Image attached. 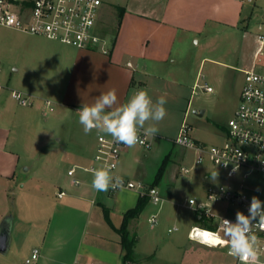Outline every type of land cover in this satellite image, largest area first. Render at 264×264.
Listing matches in <instances>:
<instances>
[{"label": "crops", "instance_id": "obj_1", "mask_svg": "<svg viewBox=\"0 0 264 264\" xmlns=\"http://www.w3.org/2000/svg\"><path fill=\"white\" fill-rule=\"evenodd\" d=\"M244 2L112 0L110 7L118 14L112 21L111 17L106 20L100 15L102 0L97 27L106 38L109 37V42L104 45L108 51L76 47L75 50H66L69 52L66 59L60 55L61 63L58 61L59 65L54 68L49 66L46 71L42 69L15 78L0 76V223L9 216L10 196L16 180H19L20 187L15 205L17 213L10 216V248L14 232L19 235L20 241H17L19 247H23V257H29L35 248L39 250L32 264L171 263L170 259L158 256L162 243L157 240L156 233L153 236L145 235L144 239L139 234L141 217L148 211L147 204L160 203L154 202L143 190L95 191L91 187L92 173L77 167L88 166L93 161L90 139L86 140L87 136L79 133L78 138H74V145H71L57 136L55 131L59 126L54 129L52 124L43 122L48 108L46 100H51V110H56L55 120L63 122L72 113L75 126L81 131L83 127L79 124L76 111L83 104H92L97 96L109 90L116 91L118 104L126 103L140 89L146 90L155 102L159 94L167 90L164 86L169 84L172 86L169 91L175 98L182 97L186 89H191L189 106L194 85L200 81V76L204 77L198 71L193 85V46L200 45L196 35L214 30L217 33L226 27L238 29L241 20L249 17L244 16ZM107 26L114 27L108 29L105 28ZM208 58L203 56L201 63ZM251 65L241 67L242 73ZM13 90L28 95L32 104H20L13 97ZM48 90L52 93H48ZM53 103L56 108H53ZM156 136L163 135L157 133ZM93 139L94 147L97 138L94 136ZM197 140L207 143L199 138ZM130 149L127 147L122 153L115 173L145 186H155L162 199L169 198L158 187L166 164L160 178L157 174L155 179L148 181L138 168L122 167L131 162L127 155L135 158L137 163L142 162L134 153L128 154ZM74 166V176L81 179L80 184H74L73 177L68 174V170ZM209 171L204 170L205 187L213 181ZM61 190L65 194L59 196ZM141 196H147L148 201L129 219L127 225L130 236L135 240L134 250L138 261L125 262V249L118 228L123 223L125 213L137 206ZM153 214L158 215V212ZM151 216L147 218L148 221ZM196 216L200 223L204 222L202 217ZM199 222L193 225L191 220L188 223L189 231L194 226H201ZM150 223L151 226L156 224ZM169 229L177 230L178 225L175 223ZM189 231L188 237L191 239ZM180 260L179 264H185Z\"/></svg>", "mask_w": 264, "mask_h": 264}, {"label": "rangeland", "instance_id": "obj_2", "mask_svg": "<svg viewBox=\"0 0 264 264\" xmlns=\"http://www.w3.org/2000/svg\"><path fill=\"white\" fill-rule=\"evenodd\" d=\"M111 1L103 0V10L100 15L106 20L107 17H111L113 21L118 14L113 7H110ZM244 1V16L248 15L249 17L241 20L238 29L226 27L217 33L214 30L215 32L207 31L196 35V38L200 39V45L193 46V62H195V64L193 63V85L195 75L199 71L200 75H204V77L200 76L199 83H207L213 90L206 91L204 88L197 87L188 106L191 89H186L182 97L175 98L169 91V87L172 86L165 85L167 90L160 93L159 97L164 96L167 101L164 105L167 115L162 121L149 122L157 127L158 133L163 136L154 137L151 148L139 145L131 147L128 154L134 153V156L140 157L142 162L140 160L137 163L134 161L135 158L127 155L131 162L128 165H122L123 168L125 166L128 168L131 166L132 169L138 168L148 181H152L166 160L164 175L158 187L169 198H164L162 202H159V205L153 202L147 204L148 211L141 217L139 234H142L144 239L145 235L153 236L156 233L157 240L162 243L158 256L170 259V264L173 262L179 264L180 259L185 264L234 263V257L228 254L226 248L209 246L188 237L190 227L188 223L191 220H193V225L199 222L193 206L189 203V198H195L198 201L208 200L203 180L204 170L210 169L216 172L217 168L209 160L200 164L195 163V150L176 144L173 140L177 136L187 106L186 119L192 125L191 133L194 138H199L208 144L223 139L224 129L240 101V91L244 81L241 67L245 64L251 65L254 51L260 44L258 34L264 33V0ZM113 27L105 28L113 29ZM108 38L107 42H109ZM75 49V46L66 43L0 25V76L15 78L24 74L31 75L42 69L46 71L49 66L54 68L61 63L60 55L66 59V54H69L66 50ZM203 56L209 58L201 63ZM260 57V63L264 64V44ZM15 67L18 68L17 71L14 70ZM49 92L52 93L48 90ZM56 107L53 103V108ZM46 111L43 122L47 125L52 124L54 129L59 126L58 131H55L57 136L71 145H74L76 141L74 138H78L79 133L87 136L85 139H90L89 146L93 149L92 156L94 157L96 146L93 147V138L94 136L97 138L96 130L85 134L79 127L76 128L72 113L67 116L65 121L61 122V120L53 118L55 109L47 108ZM201 111L202 114H200ZM182 166L190 168V172L182 173ZM134 178L136 177L134 176ZM21 184L22 182H20ZM120 191L129 192L126 189ZM18 192H20L19 180H16L10 196L9 216L17 213L15 205ZM209 204L217 215L230 212H228L229 204L227 202L210 201ZM155 212H158V222L151 226L147 218ZM175 223L178 225V229L169 231L168 228L174 227ZM199 225L211 227L205 225L204 222H199ZM18 237L17 233L12 232L13 244L6 253H0V264H25L26 258L22 256L23 247H19L20 238ZM177 244L179 247H176Z\"/></svg>", "mask_w": 264, "mask_h": 264}, {"label": "built area", "instance_id": "obj_3", "mask_svg": "<svg viewBox=\"0 0 264 264\" xmlns=\"http://www.w3.org/2000/svg\"><path fill=\"white\" fill-rule=\"evenodd\" d=\"M101 4L102 0H0V25L77 48H102L108 51L104 48L107 38L97 27ZM258 37L260 45L256 58L252 65L244 70L240 101L227 123L225 138L212 144L197 140L191 133L192 125L185 118L174 139L176 144L195 150V163L200 164L209 160L217 168L216 172L209 171L211 175L217 173V176L206 186L208 200L198 201L189 198L195 213L199 217L206 216L212 226L210 228L194 226L190 229L189 236L201 242L211 243L209 236H205V233L198 229H206L209 233L216 232L220 218L235 221L238 210L247 215L252 196L264 201V64L260 63L259 59V55H262L264 33H260ZM197 87L206 91L213 90L207 83L196 82L193 92ZM12 95L22 105L32 104V99L21 91L13 90ZM46 103L51 110V100H46ZM141 139L143 143L137 145L152 147V136H144L141 132ZM126 148L123 144L114 142L111 136L98 133L92 163L77 167L91 172L93 168L108 166L113 175L123 177V189L143 190L154 202H161L163 199L157 187L145 186L115 173ZM75 167L70 168L68 174L73 177L74 184H80L81 179L74 176ZM181 172L188 173L190 168L182 166ZM63 194H65L63 190L58 193L59 196ZM208 201L227 202L230 212L217 215ZM149 221L156 223L157 214H153ZM254 232L258 237L259 259L264 264V225L257 224ZM215 246L227 249L222 245ZM38 252L39 250L35 248L25 259V264H32L37 259ZM233 264H239L236 258Z\"/></svg>", "mask_w": 264, "mask_h": 264}, {"label": "clouds", "instance_id": "obj_4", "mask_svg": "<svg viewBox=\"0 0 264 264\" xmlns=\"http://www.w3.org/2000/svg\"><path fill=\"white\" fill-rule=\"evenodd\" d=\"M164 96L155 102L146 90H136L126 103L118 104L115 90H109L97 96L92 104H83L76 112L79 124L85 134L96 130L112 137L113 141L126 147H135L143 143L144 136L155 137L158 128L149 122L162 121L167 115ZM147 125V127H146ZM91 187L98 192L123 190V177L113 175L111 168L103 166L91 169ZM217 173L212 175L215 180ZM264 225V201L252 196L248 214L241 211L235 214V221L220 218L217 231L207 236L213 238L214 245L227 247L228 254L236 258L239 264H262L257 248L258 237L254 227ZM205 242V241H202Z\"/></svg>", "mask_w": 264, "mask_h": 264}, {"label": "trees", "instance_id": "obj_5", "mask_svg": "<svg viewBox=\"0 0 264 264\" xmlns=\"http://www.w3.org/2000/svg\"><path fill=\"white\" fill-rule=\"evenodd\" d=\"M164 164H165V162L163 163V166L160 168L159 173L157 175V177H159V178L162 175ZM147 201H148L147 196H141L137 206L135 208L128 210L125 213L123 223H122L121 227L118 228V232L121 235V241H122L123 247L125 249V254L123 257L125 262H127V261H138L137 255H136L135 250H134L135 240L133 237L130 236L127 225H128L129 219L132 216L136 215L143 208V206L145 205V203ZM202 218H203L205 225L211 226L209 219L206 216H203Z\"/></svg>", "mask_w": 264, "mask_h": 264}, {"label": "water", "instance_id": "obj_6", "mask_svg": "<svg viewBox=\"0 0 264 264\" xmlns=\"http://www.w3.org/2000/svg\"><path fill=\"white\" fill-rule=\"evenodd\" d=\"M200 114H202V111L200 112ZM10 242H11V217L6 216L0 223V253H6L9 250Z\"/></svg>", "mask_w": 264, "mask_h": 264}, {"label": "bare ground", "instance_id": "obj_7", "mask_svg": "<svg viewBox=\"0 0 264 264\" xmlns=\"http://www.w3.org/2000/svg\"><path fill=\"white\" fill-rule=\"evenodd\" d=\"M208 238H209V242L213 244V238L211 236H209Z\"/></svg>", "mask_w": 264, "mask_h": 264}, {"label": "snow or ice", "instance_id": "obj_8", "mask_svg": "<svg viewBox=\"0 0 264 264\" xmlns=\"http://www.w3.org/2000/svg\"><path fill=\"white\" fill-rule=\"evenodd\" d=\"M205 236H207V234H205Z\"/></svg>", "mask_w": 264, "mask_h": 264}]
</instances>
